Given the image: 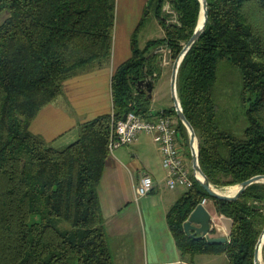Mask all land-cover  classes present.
Wrapping results in <instances>:
<instances>
[{"label":"trees","instance_id":"16d2710c","mask_svg":"<svg viewBox=\"0 0 264 264\" xmlns=\"http://www.w3.org/2000/svg\"><path fill=\"white\" fill-rule=\"evenodd\" d=\"M204 30L185 54L177 94L198 140L201 169L215 187L232 186L264 174V0H206ZM168 2L176 22L162 13ZM0 264H114L97 186L108 154V137L128 108L148 117L146 93L135 88L145 70L159 75L164 45L175 58L197 23L199 0H147L131 35V55L112 75L113 111L80 125L79 137L56 148L29 125L39 109L62 92L65 79L108 61L115 0H0ZM149 14L161 38L140 48L137 32ZM239 69L247 102L242 136L217 124L214 88L220 60ZM186 128L174 107L164 109ZM183 136V135H182ZM233 221L227 241L209 244L189 237L183 222L203 199ZM166 220L180 257L221 254L228 264H254V246L264 225V182L247 186L234 200L211 197L193 185L168 208ZM215 232V229L212 231ZM264 263V245L262 248Z\"/></svg>","mask_w":264,"mask_h":264},{"label":"crops","instance_id":"0c3cea01","mask_svg":"<svg viewBox=\"0 0 264 264\" xmlns=\"http://www.w3.org/2000/svg\"><path fill=\"white\" fill-rule=\"evenodd\" d=\"M146 3L117 0V7L122 4L126 11L121 9L119 25L116 21L108 61L89 65L65 79L61 94L43 105L32 119V133L63 147L79 137L80 125L112 113V75L131 55V35ZM136 16L140 18L134 24ZM163 58L166 63L165 55L158 56L159 74L165 68ZM149 112L156 113L152 109ZM142 174L152 178L153 187L148 194L137 197L135 185ZM185 191L181 186L167 187L161 154L151 134L140 133L132 143L108 150L97 193L114 264H196L206 255L183 260L167 224L168 208ZM204 205L213 217L218 216L212 200L206 199ZM220 225L215 236L225 235Z\"/></svg>","mask_w":264,"mask_h":264},{"label":"rangeland","instance_id":"374dc122","mask_svg":"<svg viewBox=\"0 0 264 264\" xmlns=\"http://www.w3.org/2000/svg\"><path fill=\"white\" fill-rule=\"evenodd\" d=\"M121 5L119 6L118 4L117 7V0H115V20L112 36L115 33L116 21H118V25L120 24L121 9H123V12L126 11L125 6ZM162 13L166 16L167 22H176V15L170 8L168 2L164 3ZM7 15V10L0 12V23L7 17ZM139 18L137 16L135 17L134 24L138 23ZM162 36L163 29L159 24L158 19L153 14H149L137 32L138 46L142 48L147 40L161 38ZM159 55L166 56V63H164V58L162 59V63H164L165 68H161V73L155 77V84L153 85L151 98L149 100V108L156 112L173 108L170 77L174 57L171 56L170 50L165 48V50L157 52V57L154 60L155 64H159ZM241 91L242 82L239 69L229 64L224 59L220 60L218 63L217 79L214 88V99L217 105V124L222 129L230 130L236 136H242L243 130L247 126V119L245 115L247 102L243 101ZM172 116L176 119L175 115L172 114ZM182 135L179 132L177 133L179 151L189 165L191 163V155L187 130H185ZM54 147L62 148V146ZM235 187L236 185L217 188L223 192L231 193L233 191L230 190ZM217 217L218 216L214 217L216 221H218ZM216 231L217 230L209 235L215 236L214 234H216ZM224 255L225 254H206L202 256V258H198L195 262L196 264H228V260Z\"/></svg>","mask_w":264,"mask_h":264},{"label":"water","instance_id":"95a60500","mask_svg":"<svg viewBox=\"0 0 264 264\" xmlns=\"http://www.w3.org/2000/svg\"><path fill=\"white\" fill-rule=\"evenodd\" d=\"M200 2V10L197 19V23L194 27V30L188 40L183 44L180 51L174 58L172 68H171V77H170V89H171V97L173 101V107L176 113L177 118L182 122L185 126L188 133L189 147H190V155H191V168L194 172V176L198 184L213 198L223 199V200H234L240 196V194L244 191V189L252 183L256 182H264V174H256L251 176L248 179H245L238 184H236V188L231 193H226L219 190L213 184L210 183L207 176L203 172L200 167L198 160V140L195 133V130L191 123L186 118L183 109L181 107V103L177 94V73L180 66L181 61L183 60L185 54L188 50L194 45L202 31L205 28L208 11H207V1L199 0ZM164 45H159L153 48L146 57L149 58L155 53L165 49ZM154 78L152 74H149L145 70V63L143 64V77L139 78L135 81V88L139 92L146 93L147 98H151V91L154 84ZM128 111V108L124 110L122 117H125V113ZM218 220L222 224L225 235L220 236H210L212 233L211 223L213 221L212 214L207 210L204 204L199 202L195 208L190 212L187 219L183 222V230L186 235L189 237L195 238H205L209 244H219L227 241V236L231 231L233 221L231 218L218 215ZM264 245V226L262 227L257 241L254 246V256L253 263L254 264H264L262 258V248Z\"/></svg>","mask_w":264,"mask_h":264},{"label":"built area","instance_id":"2783aa9c","mask_svg":"<svg viewBox=\"0 0 264 264\" xmlns=\"http://www.w3.org/2000/svg\"><path fill=\"white\" fill-rule=\"evenodd\" d=\"M140 133H149L157 144L161 154V165L165 171V182L167 187L181 186L186 190L193 185L194 172L191 163L188 165L182 157L177 141V120L171 114L158 111L148 113L143 117L133 110L125 113L115 121L111 127L107 147L109 151L122 145L132 143ZM153 187L152 178L148 174H142L135 185L137 197L148 194ZM206 198L200 202L205 204ZM212 230H220L219 220L213 217Z\"/></svg>","mask_w":264,"mask_h":264},{"label":"bare ground","instance_id":"6f19581e","mask_svg":"<svg viewBox=\"0 0 264 264\" xmlns=\"http://www.w3.org/2000/svg\"><path fill=\"white\" fill-rule=\"evenodd\" d=\"M236 188V187H235ZM235 188H232L230 191H234L235 190ZM219 189V188H218ZM220 190V189H219ZM222 191V190H221ZM227 193V192H226Z\"/></svg>","mask_w":264,"mask_h":264}]
</instances>
